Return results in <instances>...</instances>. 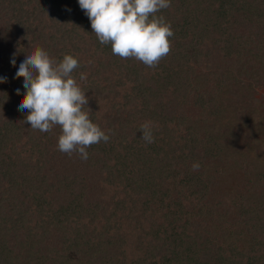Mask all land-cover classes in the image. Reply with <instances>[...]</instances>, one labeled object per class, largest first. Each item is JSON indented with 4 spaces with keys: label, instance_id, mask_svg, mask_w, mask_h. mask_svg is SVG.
Segmentation results:
<instances>
[{
    "label": "trees",
    "instance_id": "16d2710c",
    "mask_svg": "<svg viewBox=\"0 0 264 264\" xmlns=\"http://www.w3.org/2000/svg\"><path fill=\"white\" fill-rule=\"evenodd\" d=\"M157 15L174 36L149 68L101 44L78 0H0V264H264V166L229 162L228 107L250 78L264 87V0H171ZM36 46L79 59L72 75L110 136L86 161L18 110Z\"/></svg>",
    "mask_w": 264,
    "mask_h": 264
},
{
    "label": "clouds",
    "instance_id": "9594fccd",
    "mask_svg": "<svg viewBox=\"0 0 264 264\" xmlns=\"http://www.w3.org/2000/svg\"><path fill=\"white\" fill-rule=\"evenodd\" d=\"M91 21L92 32L103 45H111L112 54L122 59L133 58L149 68H155L171 49L174 30L165 17L157 15L171 6V0H78ZM15 55V54H14ZM13 66L16 64L12 59ZM79 59L65 54L62 60L51 57L48 51L36 46L20 63L16 77H23L25 94L18 106L27 112L25 123L34 130L51 132L60 129L58 150L71 156L77 153L87 160V149L101 141L108 142L109 134L90 118L89 97L72 75ZM80 80L87 76L81 73ZM7 78L0 76V83ZM20 94V89L16 90ZM87 106V110H86ZM141 138L154 142L153 125L146 121L140 127ZM199 164H193L198 170Z\"/></svg>",
    "mask_w": 264,
    "mask_h": 264
},
{
    "label": "rangeland",
    "instance_id": "374dc122",
    "mask_svg": "<svg viewBox=\"0 0 264 264\" xmlns=\"http://www.w3.org/2000/svg\"><path fill=\"white\" fill-rule=\"evenodd\" d=\"M249 82L252 86V92H250L248 89H242L241 91L233 92L230 96V100H228V107L233 112L235 122L239 121L238 126L240 127L239 130L234 126L232 129L235 134L231 135V137L235 138L234 141L237 146L231 148L230 152L235 158L238 159L235 160L234 158H229V162L231 163L232 161H234L237 163H254L252 165L256 166V171H258L261 170L264 166V135L261 137L260 141L258 139V136L262 132L264 133V116H262V127H260L261 125L259 126L260 123L258 122V120L261 118L259 116V113L261 112L260 106H264V87L263 89L258 87L260 86V83L263 82V80L258 82V79L250 78ZM243 117L244 119H248H245L246 121H244V126L241 125L240 121ZM232 125L233 123L230 125V127H232ZM259 127L262 128L260 129V133ZM229 132L230 131L227 132L228 135L226 134L227 137L229 136ZM251 134L256 136L255 140H253ZM237 139L239 141H237ZM239 150L241 151L240 156H243L245 159H240V156H237ZM247 166L249 165H246V167ZM250 176L252 178L249 180V184H251L252 186L258 185L259 182L257 180V174L255 173V170L252 171V174ZM239 182L242 183V181Z\"/></svg>",
    "mask_w": 264,
    "mask_h": 264
}]
</instances>
